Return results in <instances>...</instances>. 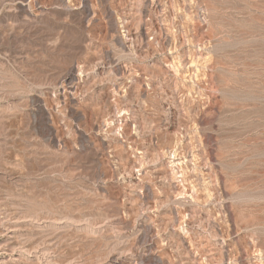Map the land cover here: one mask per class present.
Masks as SVG:
<instances>
[{
    "label": "rangeland",
    "instance_id": "obj_1",
    "mask_svg": "<svg viewBox=\"0 0 264 264\" xmlns=\"http://www.w3.org/2000/svg\"><path fill=\"white\" fill-rule=\"evenodd\" d=\"M6 239L0 264H264V0H0Z\"/></svg>",
    "mask_w": 264,
    "mask_h": 264
},
{
    "label": "bare ground",
    "instance_id": "obj_2",
    "mask_svg": "<svg viewBox=\"0 0 264 264\" xmlns=\"http://www.w3.org/2000/svg\"><path fill=\"white\" fill-rule=\"evenodd\" d=\"M5 138H6V137H5ZM5 142H7V141H5ZM5 174H6V173H5ZM6 175H7V174H6ZM10 175H11V174H10ZM3 177H4V176H3ZM6 178H7V177H6ZM10 179H11V178H10ZM16 180H17V179H16ZM10 182H11V181H10ZM5 228H6V227H5ZM9 229H10V227H9ZM13 229H14V228H13ZM15 229H16V228H15ZM9 232H10V231H9ZM9 232H8V233H9ZM11 232H12V231H11ZM1 233H2V232H1ZM13 233H15V232H13ZM4 239H5V238H4ZM4 239H3V240H4ZM8 240H9V239H6V240H5L4 242H2V243H1V241H0V247H1V249L4 250V251L6 250V251H10V252H11V251L14 250L16 244H14L12 241L10 242V240H9V242H8ZM12 240H13V239H12ZM18 246H19V245H18ZM15 250H16V249H15ZM4 251H3V252H4ZM8 254H10V253H8ZM25 255H26V254H25ZM38 257H39V256H38ZM16 258H17V257H16ZM16 258H15V259H16ZM17 262H18V261H17Z\"/></svg>",
    "mask_w": 264,
    "mask_h": 264
}]
</instances>
